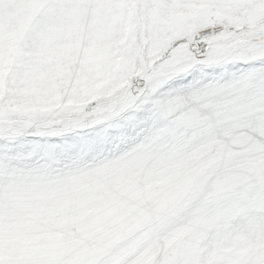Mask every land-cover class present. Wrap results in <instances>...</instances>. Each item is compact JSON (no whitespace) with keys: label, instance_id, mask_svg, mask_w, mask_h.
Here are the masks:
<instances>
[{"label":"snow or ice","instance_id":"6c2138e0","mask_svg":"<svg viewBox=\"0 0 264 264\" xmlns=\"http://www.w3.org/2000/svg\"><path fill=\"white\" fill-rule=\"evenodd\" d=\"M9 55L0 264H264V0H0ZM117 168L131 192L43 223Z\"/></svg>","mask_w":264,"mask_h":264},{"label":"rangeland","instance_id":"374dc122","mask_svg":"<svg viewBox=\"0 0 264 264\" xmlns=\"http://www.w3.org/2000/svg\"><path fill=\"white\" fill-rule=\"evenodd\" d=\"M12 51H14V42H13V44H12V46H10V53L12 52ZM11 62H12V59H11V55H9L5 60H4V64H5V68H4V70L3 71H0V77H1V75L3 74L4 75V77L7 75V73L5 72L6 70H7V65H9V64H11ZM2 81V80H1ZM2 83V82H1ZM72 137H68L67 138V140L69 141V142H72ZM117 169H119V168H117ZM117 169H111L110 171H112V173H113V176H111V177H106V178H99V179H97L98 178V176H103L104 174H105V172H107V171H105V172H102L101 174H99L98 176H96V177H90L89 179H87V180H85V181H83V183H85L82 187H80V190L79 191H76L77 193H75L76 195H80L79 197H78V199H77V202H76V204H74V207L71 209V206L67 203V202H65L66 201V198H67V196H69V194L71 193V192H68L67 194H64V196H65V201H64V205H63V207L59 210V211H52L51 213H50V217H49V219H47V220H45L44 221V224L45 225H48L49 223H53L54 224V226H56V227H59V226H61V225H65V224H70V223H74V222H78V221H80V219H78V218H81V220L84 218V217H87V216H93V215H95V213H97L98 212V209H97V207H95L98 203L97 202H100V200L101 201H104L105 199H107V200H105L106 202H109V198L111 197V195L113 194V193H115V192H118L120 189L121 190H123V189H125L126 191L124 192V193H128V192H131L132 191V181H133V179L130 181V182H124L123 183V185H121V184H119L120 183V181H118V182H115L116 184H117V187L118 186H120V187H118V188H116V187H113L112 185H110V182H108V179L110 180H112L114 177H118L117 175H118V170ZM120 173V172H119ZM132 175H133V173H132ZM131 176V173H130V175H128V177H127V175H126V177L124 178V179H128V178H131L130 177ZM133 177V176H132ZM134 178V177H133ZM94 179V180H93ZM105 179V180H104ZM107 179V180H106ZM101 183V184H100ZM103 183V184H102ZM105 183H107V188H103V191H102V193L101 194H104V195H97V193L96 192H92L91 191V189H93L94 187H104V185H105ZM114 183V182H113ZM114 183V184H115ZM97 184V185H96ZM89 187V188H88ZM110 187V188H109ZM112 188V189H111ZM109 190V191H108ZM104 192V193H103ZM106 192V193H105ZM136 195L137 196H139V195H142V194H140V193H136ZM90 197V198H89ZM94 197V198H93ZM99 197V198H98ZM81 198V199H80ZM82 199H84V200H82ZM92 199V200H91ZM89 202H88V201ZM93 200H94V202H93ZM79 202V203H78ZM82 202V203H81ZM88 204H91V205H88ZM95 204V205H94ZM83 206V207H82ZM86 206V207H85ZM95 209H94V208ZM94 209V211H93V209ZM71 209V210H70ZM97 210V211H96ZM96 211V212H95ZM80 212H81V215H80ZM88 212V213H87ZM91 213V215H90V213ZM85 213H87V215L85 214ZM78 215V216H77ZM84 215V216H83ZM82 216H83V218H82ZM77 217V218H76ZM56 220V221H55ZM55 221V222H54ZM59 232V233H58ZM53 233H56V234H53ZM49 236H48V235ZM60 234V235H59ZM66 234L64 233V232H62V231H56V232H46V233H44L42 236L40 235V236H38L37 237V239H40V240H43V241H45V242H47V243H50V244H53V245H56V244H63V243H66L67 242V240L65 241L64 239L66 238V236H65ZM53 236H54V239H53ZM61 236V237H60ZM40 237V238H39ZM41 237H43V238H41ZM56 237V238H55ZM62 237H65V238H62ZM47 238V239H46ZM62 238V239H61ZM55 241H53V240ZM58 239H59V241H58ZM61 240V241H60ZM50 241V242H49ZM58 243H57V242ZM63 242V243H62Z\"/></svg>","mask_w":264,"mask_h":264},{"label":"bare ground","instance_id":"6f19581e","mask_svg":"<svg viewBox=\"0 0 264 264\" xmlns=\"http://www.w3.org/2000/svg\"><path fill=\"white\" fill-rule=\"evenodd\" d=\"M6 73H7V70L5 71ZM2 80V81H1ZM3 80H4V75L2 74L1 75V77H0V85H2L3 84ZM2 82V83H1ZM40 92H41V88H40V86L38 85V86H36V87H34L33 88V90H32V93H31V96L32 97H34V99H31V100H29L28 101V103H31V104H33L34 106H36V105H39L42 101H41V98H40ZM119 172H118V177H114L112 180L110 179H108V182H110V185H112L113 187H116V188H118V187H120V186H118L117 187V184L115 183V182H118V181H120V183L119 184H121V185H123V183L124 182H130L132 179H133V177H134V173H133V175H132V172H131V170L130 169H125V168H119V169H117ZM130 173H131V178H128L127 180L126 179H124L125 177H126V175H127V177H128V175H130ZM101 174V173H100ZM103 174V173H102ZM101 174V175H102ZM99 175V174H98ZM97 175V176H98ZM111 177V176H113V173H112V171H110V170H107V172H105V174L103 175V176H98V178L97 179H99V178H106V177ZM133 176V177H132ZM126 177V178H127ZM89 179V178H88ZM87 180V179H86ZM94 180V179H93ZM105 180V179H104ZM107 180V179H106ZM85 181V180H84ZM88 181V180H87ZM115 184H114V183ZM85 183H83V181H81L79 184H77L76 186H74V187H72V188H70L69 190H67L64 194H67L68 192H71L70 194H69V196H67V198H66V201L65 202H67L70 206H71V209L74 207V204H76V202H77V199H78V197L80 196V195H76L75 193H77L76 191H79L80 190V187H82L83 185H84ZM101 184V183H100ZM103 184V183H102ZM97 185V184H96ZM107 183H105V185H104V187H94L93 189H91V191L94 193V192H96L97 193V195H100L101 193H102V191H103V188H107ZM89 188V187H88ZM110 188V187H109ZM112 189V188H111ZM109 191V190H108ZM126 190L125 189H123V190H119L118 192H125ZM104 193V192H103ZM106 193V192H105ZM101 195H104V194H101ZM90 198V197H89ZM94 198V197H93ZM99 198V197H98ZM81 199V198H80ZM82 200H84V199H82ZM92 200V199H91ZM105 200H107V199H105ZM104 200V201H105ZM88 201V200H87ZM101 201V200H100ZM89 202V201H88ZM93 202H94V200H93ZM110 202V201H109ZM79 203V202H78ZM82 203V202H81ZM98 203V202H97ZM88 205H91V204H88ZM95 205V204H94ZM83 207V206H82ZM86 207V206H85ZM96 207V206H95ZM94 208V207H93ZM92 208V209H93ZM70 209V210H71ZM95 209V208H94ZM94 209H93V211H94ZM54 211V210H53ZM97 211V210H96ZM95 211V212H96ZM88 213V212H87ZM87 213H85L86 215H87ZM90 213V212H89ZM96 214V213H95ZM80 215H81V212H80ZM90 215H91V213H90ZM51 216V215H50ZM78 216V215H77ZM84 216V215H83ZM83 216H82V218H83ZM77 218V217H76ZM78 219H80L81 220V218H78ZM56 221V220H55ZM54 221V222H55ZM44 223V222H43ZM56 232V231H55ZM59 233V232H58ZM53 234H56V233H53ZM48 235V234H47ZM60 235V234H59ZM42 236V235H41ZM49 236V235H48ZM66 236V235H65ZM61 237V236H60ZM40 238V237H39ZM41 238H43V237H41ZM56 238V237H55ZM62 238H65V237H62ZM61 238V239H62ZM47 239V238H46ZM53 239H54V236H53ZM52 239V240H53ZM65 241H66V238L64 239ZM43 241V240H42ZM54 241V240H53ZM58 241H59V239H58ZM61 241V240H60ZM50 242V241H49ZM55 242V241H54ZM57 242V241H56ZM58 243V242H57ZM63 243V242H62ZM60 244V243H59Z\"/></svg>","mask_w":264,"mask_h":264}]
</instances>
